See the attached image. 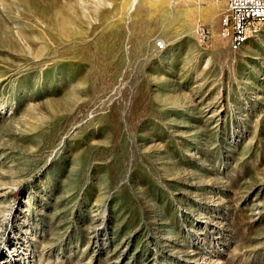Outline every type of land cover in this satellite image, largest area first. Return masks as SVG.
Masks as SVG:
<instances>
[{
	"label": "rangeland",
	"instance_id": "rangeland-1",
	"mask_svg": "<svg viewBox=\"0 0 264 264\" xmlns=\"http://www.w3.org/2000/svg\"><path fill=\"white\" fill-rule=\"evenodd\" d=\"M225 9L0 0V264H264V27Z\"/></svg>",
	"mask_w": 264,
	"mask_h": 264
},
{
	"label": "built area",
	"instance_id": "built-area-1",
	"mask_svg": "<svg viewBox=\"0 0 264 264\" xmlns=\"http://www.w3.org/2000/svg\"><path fill=\"white\" fill-rule=\"evenodd\" d=\"M201 0H195L199 6ZM226 3L225 12L219 19L220 36L228 41L232 50H239L242 46L244 35L253 34L261 29L264 18V0H214ZM206 30L200 19L196 23V31ZM162 49L164 44L160 41L156 44Z\"/></svg>",
	"mask_w": 264,
	"mask_h": 264
},
{
	"label": "bare ground",
	"instance_id": "bare-ground-1",
	"mask_svg": "<svg viewBox=\"0 0 264 264\" xmlns=\"http://www.w3.org/2000/svg\"><path fill=\"white\" fill-rule=\"evenodd\" d=\"M263 27H264V18H263V22H261V29H257V31L253 34L244 35V37L242 38V46L246 45L248 42H250V40L256 37L262 31Z\"/></svg>",
	"mask_w": 264,
	"mask_h": 264
}]
</instances>
